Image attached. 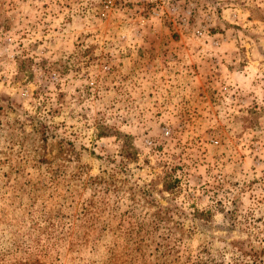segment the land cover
I'll use <instances>...</instances> for the list:
<instances>
[{
    "label": "rangeland",
    "instance_id": "obj_1",
    "mask_svg": "<svg viewBox=\"0 0 264 264\" xmlns=\"http://www.w3.org/2000/svg\"><path fill=\"white\" fill-rule=\"evenodd\" d=\"M0 264H264V0H0Z\"/></svg>",
    "mask_w": 264,
    "mask_h": 264
},
{
    "label": "trees",
    "instance_id": "obj_2",
    "mask_svg": "<svg viewBox=\"0 0 264 264\" xmlns=\"http://www.w3.org/2000/svg\"><path fill=\"white\" fill-rule=\"evenodd\" d=\"M170 181H167L166 183H165V185H163V191H165V192H171V190L173 189V182H170ZM238 251H239V254L241 255V256H247L248 254H249V252L248 251H245V250H243L242 248H240L239 247V249H238Z\"/></svg>",
    "mask_w": 264,
    "mask_h": 264
}]
</instances>
